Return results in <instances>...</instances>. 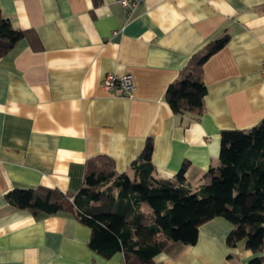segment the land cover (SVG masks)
<instances>
[{"label": "crops", "instance_id": "1", "mask_svg": "<svg viewBox=\"0 0 264 264\" xmlns=\"http://www.w3.org/2000/svg\"><path fill=\"white\" fill-rule=\"evenodd\" d=\"M115 1L0 0L1 14L26 31L0 58V264H124L120 252L105 258L89 248L90 229L73 216L33 215L6 194L74 193L95 157L130 171L148 138L156 176L173 179L187 163L195 187L218 162L220 132L264 118V0H145L130 17ZM225 30L228 42L202 67V113L173 114L167 87ZM108 73L131 74V96L106 92ZM231 228L220 217L205 221L195 244L159 253L152 264L264 258L243 243L228 246Z\"/></svg>", "mask_w": 264, "mask_h": 264}, {"label": "trees", "instance_id": "2", "mask_svg": "<svg viewBox=\"0 0 264 264\" xmlns=\"http://www.w3.org/2000/svg\"><path fill=\"white\" fill-rule=\"evenodd\" d=\"M25 36L26 31L0 12V58ZM229 37L225 30L207 43L167 87L164 98L173 114L202 113L203 64ZM152 151L148 138L126 172H118L109 157L89 159L74 193L47 187L14 189L6 199L33 215L73 216L90 229L89 248L105 258L120 252L124 264H152L159 253L195 244L199 226L217 217L232 225L228 246L243 243L255 254L264 250V118L247 129H223L218 162L195 187L186 180L187 163L175 178H158ZM263 259L256 255L248 264H261Z\"/></svg>", "mask_w": 264, "mask_h": 264}, {"label": "built area", "instance_id": "3", "mask_svg": "<svg viewBox=\"0 0 264 264\" xmlns=\"http://www.w3.org/2000/svg\"><path fill=\"white\" fill-rule=\"evenodd\" d=\"M144 1L145 0H116L115 3L122 9L127 17H130L138 5ZM116 33L117 30L113 31V34ZM261 75L264 78V61L261 67ZM101 86L108 93H113L114 89H119L121 95L131 96L134 89V82L132 75L129 73L121 75L108 73L103 77Z\"/></svg>", "mask_w": 264, "mask_h": 264}]
</instances>
